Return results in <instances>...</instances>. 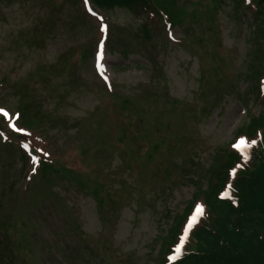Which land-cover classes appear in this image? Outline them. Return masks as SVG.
Returning <instances> with one entry per match:
<instances>
[{
  "label": "rangeland",
  "instance_id": "374dc122",
  "mask_svg": "<svg viewBox=\"0 0 264 264\" xmlns=\"http://www.w3.org/2000/svg\"><path fill=\"white\" fill-rule=\"evenodd\" d=\"M173 3L167 39L161 20L150 16L146 37L147 16L118 9L102 23L84 0H0V109L14 125L27 105L18 126L39 137L38 154L76 169L30 175L0 132V230L16 264H158L175 217L261 112L243 80L264 51L253 9ZM102 28L114 96L94 68Z\"/></svg>",
  "mask_w": 264,
  "mask_h": 264
},
{
  "label": "trees",
  "instance_id": "16d2710c",
  "mask_svg": "<svg viewBox=\"0 0 264 264\" xmlns=\"http://www.w3.org/2000/svg\"><path fill=\"white\" fill-rule=\"evenodd\" d=\"M100 9L112 10L126 7L139 12L151 6L153 0H92ZM176 0H155L170 9ZM260 22L264 25V0H254ZM264 41V28L260 30ZM259 50L254 55L256 63L243 80L256 82L255 93L259 96V80L264 77ZM264 65V64H263ZM246 144L252 146L245 157L239 150L228 148L216 159L210 171L207 188L190 201L187 208L175 217L161 248L170 246L182 233L187 216L200 196L206 206L204 217L189 235L185 257L175 264H264V101L261 112L250 119L248 125L237 132ZM240 166L241 168H239ZM237 169L234 177L230 171ZM231 186L230 198L222 194ZM6 240L0 235V260ZM161 249V251H162ZM160 251V252H161ZM163 257L159 264H164Z\"/></svg>",
  "mask_w": 264,
  "mask_h": 264
},
{
  "label": "snow or ice",
  "instance_id": "6c2138e0",
  "mask_svg": "<svg viewBox=\"0 0 264 264\" xmlns=\"http://www.w3.org/2000/svg\"><path fill=\"white\" fill-rule=\"evenodd\" d=\"M85 3H87V0H85ZM94 15H95V13H93ZM102 30H104L103 28H102ZM4 110L3 109H0V112H3ZM4 115H7V113L6 112H4ZM244 144V141L243 140H241L240 142H239V144L238 145H235L236 147H239L240 145H243ZM199 209H200V206H197V210L199 211ZM193 220H195V217H193ZM191 226V224L189 225V227ZM181 242H183V240L181 241ZM177 251L179 252L180 251V248L178 247L177 248Z\"/></svg>",
  "mask_w": 264,
  "mask_h": 264
}]
</instances>
